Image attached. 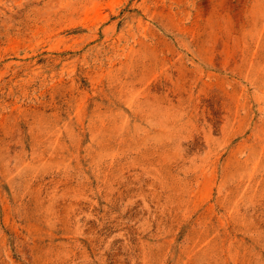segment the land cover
<instances>
[{"label":"rangeland","instance_id":"rangeland-1","mask_svg":"<svg viewBox=\"0 0 264 264\" xmlns=\"http://www.w3.org/2000/svg\"><path fill=\"white\" fill-rule=\"evenodd\" d=\"M0 264H264V0H0Z\"/></svg>","mask_w":264,"mask_h":264}]
</instances>
